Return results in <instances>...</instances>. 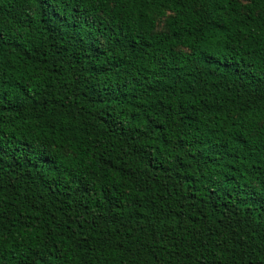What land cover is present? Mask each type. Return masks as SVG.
<instances>
[{"label":"trees","instance_id":"trees-1","mask_svg":"<svg viewBox=\"0 0 264 264\" xmlns=\"http://www.w3.org/2000/svg\"><path fill=\"white\" fill-rule=\"evenodd\" d=\"M0 264H264V0H0Z\"/></svg>","mask_w":264,"mask_h":264}]
</instances>
